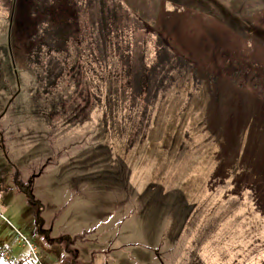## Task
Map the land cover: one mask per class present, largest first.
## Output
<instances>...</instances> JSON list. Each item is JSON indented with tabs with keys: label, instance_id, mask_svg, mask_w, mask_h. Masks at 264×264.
I'll return each instance as SVG.
<instances>
[{
	"label": "rangeland",
	"instance_id": "374dc122",
	"mask_svg": "<svg viewBox=\"0 0 264 264\" xmlns=\"http://www.w3.org/2000/svg\"><path fill=\"white\" fill-rule=\"evenodd\" d=\"M250 81L264 0H0V264H264Z\"/></svg>",
	"mask_w": 264,
	"mask_h": 264
},
{
	"label": "trees",
	"instance_id": "16d2710c",
	"mask_svg": "<svg viewBox=\"0 0 264 264\" xmlns=\"http://www.w3.org/2000/svg\"><path fill=\"white\" fill-rule=\"evenodd\" d=\"M101 27H104V26H101ZM96 30H98V32H96ZM96 30H93L94 32H91V36L92 37H95V40L92 41L95 43V45L97 46L98 50H99V55H98V58L99 60L103 58V61H105L106 59L108 60H111L110 57L111 56H108V48H109V43L111 44V41H110V33H108L107 30H104V29H96ZM80 33L78 34V36H74L72 37V40L75 42V41H83L84 40V37L86 34H83L81 31H79ZM85 33V32H84ZM71 56V55H69ZM78 58H80V56H77ZM60 67H62V72H63V75H65L64 73L68 71V68L67 66H65L64 63L60 64ZM126 67V66H125ZM239 70L235 71L234 73H232V80L234 82H238L239 80V76H238V73ZM119 74L121 75V72L119 71ZM257 78V77H255ZM250 85H252V87L255 89V91L257 92L258 95H260V97H263L264 98V82L262 85L260 84H253L251 83V81L249 82ZM133 84L136 85L135 83V80L133 81ZM137 86V85H136ZM220 166H221V170L223 171L224 168H227L229 166V163H227L226 161V157H224L223 161H220ZM24 182V181H23ZM27 182V183H26ZM25 183L29 186V187H33L34 185V182L32 181H26ZM18 183V187L22 190V191H27L29 192L30 191V188H27L25 190V188L22 186L23 184ZM27 186V187H28ZM71 241V240H69ZM59 243V241H58ZM1 251V250H0ZM74 252V251H72ZM2 254V253H1ZM0 254V255H1ZM71 261L74 263L76 261L75 258H72ZM12 264H22V260L21 261H18V262H15V263H12Z\"/></svg>",
	"mask_w": 264,
	"mask_h": 264
},
{
	"label": "crops",
	"instance_id": "0c3cea01",
	"mask_svg": "<svg viewBox=\"0 0 264 264\" xmlns=\"http://www.w3.org/2000/svg\"><path fill=\"white\" fill-rule=\"evenodd\" d=\"M96 1H101V0H96ZM101 249H98V250H95V251H92V253L94 252L95 254L94 255H96L97 253L98 254H102V253H104V255H106V256H108V259H107V261H108V264H119V259H121L122 260V252L121 251H119L117 254H116V252H115V254L114 255H111L112 254V251H113V249H109L108 251L107 250H103V251H100ZM103 255V254H102ZM107 261H105V262H107ZM124 262H122L121 264H123ZM99 264H102V261H99Z\"/></svg>",
	"mask_w": 264,
	"mask_h": 264
}]
</instances>
